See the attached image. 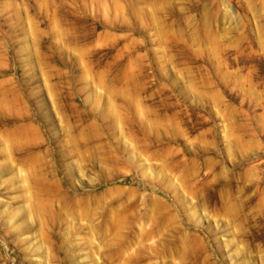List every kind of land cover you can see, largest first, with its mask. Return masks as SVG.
Segmentation results:
<instances>
[{
	"label": "rangeland",
	"instance_id": "obj_1",
	"mask_svg": "<svg viewBox=\"0 0 264 264\" xmlns=\"http://www.w3.org/2000/svg\"><path fill=\"white\" fill-rule=\"evenodd\" d=\"M0 264H264V0H0Z\"/></svg>",
	"mask_w": 264,
	"mask_h": 264
}]
</instances>
